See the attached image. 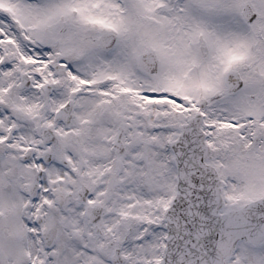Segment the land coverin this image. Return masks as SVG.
Masks as SVG:
<instances>
[{
  "label": "snow or ice",
  "instance_id": "6c2138e0",
  "mask_svg": "<svg viewBox=\"0 0 264 264\" xmlns=\"http://www.w3.org/2000/svg\"><path fill=\"white\" fill-rule=\"evenodd\" d=\"M0 264H264V0H0Z\"/></svg>",
  "mask_w": 264,
  "mask_h": 264
}]
</instances>
